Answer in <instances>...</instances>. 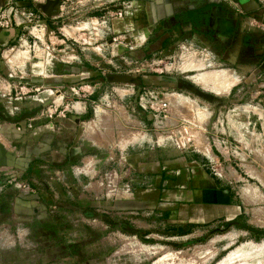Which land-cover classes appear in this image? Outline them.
Returning a JSON list of instances; mask_svg holds the SVG:
<instances>
[{"label": "rangeland", "instance_id": "rangeland-1", "mask_svg": "<svg viewBox=\"0 0 264 264\" xmlns=\"http://www.w3.org/2000/svg\"><path fill=\"white\" fill-rule=\"evenodd\" d=\"M68 1L67 6L73 7L80 0ZM42 47L10 42L1 47L0 62L6 74L0 79V109L10 101L25 105L31 96L37 105L49 100L44 93L48 85L44 72L49 65H34ZM201 50L203 47L191 53L171 48L162 56L160 66L151 62L153 66L148 67L153 71L156 66L158 72L179 78L175 87L159 89L169 102L167 112L150 126L161 135L159 159L194 156L203 166L207 155H215L216 161L209 164L211 170L227 173L226 167L235 171L234 167L240 166L249 172L252 167L264 185V45L254 48L244 43L237 53L221 52L217 47ZM25 64L28 74L23 75L20 65ZM34 69L43 74L33 75ZM88 84H81L85 88L80 92L71 91L67 102L89 94ZM189 85L205 95H198ZM49 102L57 105V94ZM93 105H98V110L82 124L83 137L89 142L88 153L103 161V179L115 181L113 187L107 188L105 182L95 184L99 177L95 174L81 177L79 182L71 162L64 163V175L43 169L52 165L42 157L53 143L30 133L56 115L53 108L41 115L48 118L17 128L0 119V181L7 183L0 193V264H264V229L244 222L236 226L210 223L175 227L162 216L160 223L156 217L154 228L141 224L138 237L115 226L111 229L109 200L132 191V184L126 181L123 155L127 151L122 139L133 127L125 123L129 115L126 110L117 112V120L111 123L104 113L106 101L101 99ZM120 105L131 104L125 101ZM49 129L57 131L58 127L50 125ZM73 144V140L69 142V146ZM42 179L48 186H42ZM250 182L260 185L255 177ZM28 183L39 187L37 204H31L29 195L33 192L21 190Z\"/></svg>", "mask_w": 264, "mask_h": 264}, {"label": "crops", "instance_id": "crops-1", "mask_svg": "<svg viewBox=\"0 0 264 264\" xmlns=\"http://www.w3.org/2000/svg\"><path fill=\"white\" fill-rule=\"evenodd\" d=\"M46 1L0 0V11L12 22L8 28L0 26V54L1 47L9 42L34 49L41 44V54L34 65L52 67L44 72L48 79L44 93L48 95L46 100L57 94V105H50L49 100L37 105L28 96L31 102L25 105L10 101L0 109V119L9 121L5 124L12 128L33 123L46 110H55L52 119L43 117L48 118L47 123L30 133L53 143L42 157L52 165L43 169L64 175V163L71 162L79 182L81 177L95 174L99 176L95 184L105 182L107 188L113 187L115 181L103 179V161L88 153L89 142L82 130V124L98 110L93 103L104 99L106 119L112 123L117 120V112L126 110L129 115L125 123L133 127L122 139L127 151L123 155L126 181L132 184V191L109 200L111 229L115 226L118 231L138 237L141 224L154 228L156 217L160 223L162 216L175 227L210 223L236 226L244 222L251 228L264 229V192L260 186L264 185L258 171L232 166L235 171L226 167L227 173L218 174L209 167L216 161L215 155H207L203 166L194 156L160 160L161 135L150 128L157 119L154 111L142 108L139 102L143 89L156 92L162 87H175L177 75L162 74V68L158 72L156 66L153 71L148 69L160 66L164 53L174 48L175 31L185 36L200 33L208 47H217L221 52L237 53L244 43L254 48L264 45V0H80L73 7L63 0L59 11L51 15L43 12ZM244 12L251 16L246 18ZM243 22L247 28L240 32ZM24 67L26 64L20 65L23 75L28 74ZM2 68L0 62V79L6 74ZM39 69L32 70V74H43ZM83 83L92 85L90 93L67 102L71 91L84 90ZM125 101L131 105H120ZM50 125H56L58 130H50ZM72 140L74 144L69 146ZM34 168H30L32 177ZM254 177L260 185L250 182ZM41 182L43 187L48 186L43 179ZM6 184L5 179L0 181V193ZM27 185L21 190L33 192L29 198L31 204H37L39 187Z\"/></svg>", "mask_w": 264, "mask_h": 264}, {"label": "built area", "instance_id": "built-area-1", "mask_svg": "<svg viewBox=\"0 0 264 264\" xmlns=\"http://www.w3.org/2000/svg\"><path fill=\"white\" fill-rule=\"evenodd\" d=\"M245 13V12H244ZM246 18L251 16L250 13H245ZM12 25L11 20L7 16V14L3 11H0V26L8 28ZM244 28H247L246 22H243L240 26V29L242 31H245ZM241 31V32H242ZM84 35V33L81 34V36ZM175 42H174V48L178 47L181 49H186L188 52L196 53L195 49L199 47H203V50L200 52H205V50L212 49L211 47H208L207 43L203 40L200 33L192 32L189 35L185 36L180 34L179 32H174L172 34ZM89 88H92V85L88 84ZM162 91H148L143 89L141 91V95L139 96V102L142 106V108L150 109L154 111L153 117H155L157 120L158 118H162L163 113L167 112L169 102L161 97ZM165 115V114H164Z\"/></svg>", "mask_w": 264, "mask_h": 264}, {"label": "water", "instance_id": "water-1", "mask_svg": "<svg viewBox=\"0 0 264 264\" xmlns=\"http://www.w3.org/2000/svg\"><path fill=\"white\" fill-rule=\"evenodd\" d=\"M62 1L63 0H47L46 3L42 5L43 12L51 15L52 13L59 11ZM188 87L198 95H205V93L199 88L193 87L191 85Z\"/></svg>", "mask_w": 264, "mask_h": 264}, {"label": "bare ground", "instance_id": "bare-ground-1", "mask_svg": "<svg viewBox=\"0 0 264 264\" xmlns=\"http://www.w3.org/2000/svg\"><path fill=\"white\" fill-rule=\"evenodd\" d=\"M233 258H234V257H233ZM229 259H230V258H229ZM229 259H228V260H229ZM231 260H232V259H231ZM223 263H224V261H223Z\"/></svg>", "mask_w": 264, "mask_h": 264}]
</instances>
